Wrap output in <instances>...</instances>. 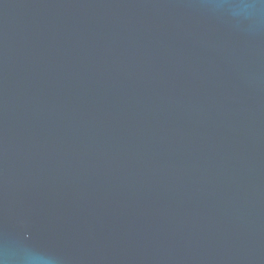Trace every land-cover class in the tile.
Returning <instances> with one entry per match:
<instances>
[{
  "label": "water",
  "instance_id": "water-1",
  "mask_svg": "<svg viewBox=\"0 0 264 264\" xmlns=\"http://www.w3.org/2000/svg\"><path fill=\"white\" fill-rule=\"evenodd\" d=\"M0 264H264V0H0Z\"/></svg>",
  "mask_w": 264,
  "mask_h": 264
}]
</instances>
